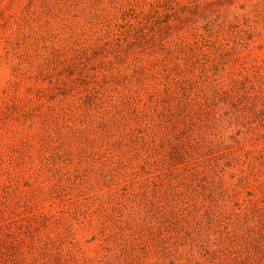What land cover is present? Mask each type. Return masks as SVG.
Instances as JSON below:
<instances>
[{
	"label": "rangeland",
	"instance_id": "rangeland-1",
	"mask_svg": "<svg viewBox=\"0 0 264 264\" xmlns=\"http://www.w3.org/2000/svg\"><path fill=\"white\" fill-rule=\"evenodd\" d=\"M96 8L116 14L119 23L143 17L144 24L117 46L123 28L100 30ZM160 38L184 77L207 70L204 79L215 78L222 89L248 92L252 109L240 115L242 128L219 127L234 117L229 104L208 128L204 117L190 123L189 116L180 128L157 125L154 89L164 85L149 76L138 101L131 64L142 68V83L146 67L157 71L153 62L164 53L151 51ZM211 90L204 84L191 91L190 114L213 103L205 100L216 99ZM219 132L224 145L238 140L243 152L260 150L257 168L264 169V0H0V264H264V174L237 201L224 200L212 220L198 208L177 223L166 222L172 212H185L175 210L172 185L150 183L144 193L141 183L116 175H145V155L146 174L157 172L178 143L182 167L204 155ZM142 141L146 152L137 155ZM232 169L224 176L229 194ZM226 206L236 211L228 219ZM257 235L260 248L245 252Z\"/></svg>",
	"mask_w": 264,
	"mask_h": 264
},
{
	"label": "trees",
	"instance_id": "trees-1",
	"mask_svg": "<svg viewBox=\"0 0 264 264\" xmlns=\"http://www.w3.org/2000/svg\"><path fill=\"white\" fill-rule=\"evenodd\" d=\"M131 11L133 12L129 13L128 16H130L131 18L135 17L133 15L134 10L132 9ZM155 12L156 10L154 8L153 14H155ZM111 14V12H107L105 14L103 13V9L96 8L94 11L93 20L97 26H100V30L105 29L106 32L110 31L114 27H119L121 29L123 28L117 35V37H115L117 46H121V41H123L124 38L129 37V35L135 33L138 34L144 24L143 21L145 20L142 17L141 20L138 21V23H133L130 21L119 23L116 14L113 16ZM122 15L123 17H125V15H127V11H123ZM146 15L152 16L151 12H148ZM100 17L105 18L104 22L99 19ZM103 23H105V25ZM103 36L106 35L102 34V37ZM113 36L114 33H112L111 37ZM102 37H99V39H101ZM131 42L135 41L132 40ZM159 42L160 43L157 47L152 48L151 53H164V55H162L161 57H157V61L153 62V65L158 68L157 71H153L150 74L149 69L146 67L148 73H145L143 77V83L139 81L140 78L138 76L139 71H141L142 68L137 64L136 60L131 64L134 74L137 75L135 76V80L139 83L136 95L138 101L141 100L138 91L139 89H142V85H145V80L149 82V76H151L153 80L164 85V87L162 88L157 87L154 89V91H157V93H154L156 96V101H154L155 106L152 108V110H154L157 113V116H159V122L157 123V125H159L160 123L162 124L163 122H169L172 124V127L180 128V124L185 122V117L189 116L188 122L190 123H193L195 117L199 120L204 117L205 119L202 120H205V122L201 121L204 122L203 129L208 128L209 121H211L213 124L216 123V121L214 120V115L217 113V110H223V106L229 104L235 111L234 117H229L230 119L227 122L228 125H220L219 127L222 129V131L227 130L229 126L236 127V130L242 128L245 123L242 122V119H240V115L242 117L244 116V108L248 107L249 109H252V105L249 104L250 101H247V99H249V94H247L248 92L246 91L245 93L238 94L236 90L235 92L230 93L229 91L222 89V87H219V84L217 83V80L215 78H213L211 82L206 80L208 78V74L206 72L207 70H205V74L200 73L198 75L197 73L191 77H184L182 74L183 69L180 67V65L175 60H173L174 63L168 61V59H170L173 54V50L170 49L165 42H163V38H160ZM92 44H96V50H99V48L101 47L100 44H97V40L93 41ZM103 47H108L106 45V41L104 42ZM175 47L176 50L183 48L180 46ZM128 52L129 51H127V53ZM117 55L120 59L124 58L123 55ZM202 74L206 76V79H204V76ZM126 75L128 74H125L123 77H125ZM204 84H206L209 88H213V90L211 91L215 92L216 99L212 97V95H205V100L213 103L195 108L192 114H190V110L195 106V103L193 102L195 101V99L191 96V91L194 88H200ZM154 94L150 95V92H147L146 95L153 98ZM213 99H215V101ZM136 107L137 108H135L134 112L137 111V114L140 112L142 113V109L138 106ZM223 113L226 114V111H224ZM206 120L208 122H206ZM141 132L143 131H140V133ZM219 133L220 134L217 135L216 140H211V143L209 140V143L206 147L207 150L205 151L204 155L199 156V158H190L187 163H181L182 167L179 166V156H181V153L177 151L180 146L178 143L172 150L169 151L168 157L165 156L167 166L160 168L157 172L153 173L152 171H149V173L146 174V171H148L151 166V161L150 157L148 155H145L141 164V168L145 172V175L139 177H127L128 175H132L133 173L123 174L120 170L116 173V175H118L117 177L121 176L120 179L123 183H141V192L144 193L146 192L150 183H168V185H172L174 189L173 195L176 196L175 199L170 197V193H167V190L165 188L161 193L165 197H170L172 203H174V207L176 208H174L175 210H182L185 212H172V216L167 217V223H177L178 219L183 220L185 216L195 217L196 214L193 213H197L196 211L198 210V208L201 210H198V214L201 213V215L205 216L207 219L212 220V215L213 212L216 211V208L219 206H222V208H224V200L237 201L236 197L240 194V192H242L243 190L247 191V189L250 187V183L264 174V169L257 168V161L261 156L260 150L250 151L247 149L243 152V149L238 144V140H236V144L234 145H224L223 133ZM138 139L141 141L140 135H138ZM166 140L167 139L165 138H161L160 144H164ZM145 143V141L140 142L139 145L141 149H139L138 151L136 149L137 155H139L143 150L142 148L144 147ZM192 149L193 147L189 146V152L193 151ZM239 151H242L244 153L243 156ZM143 152H146V150L144 149ZM225 158H227L226 161H223L225 160ZM119 165H121V163H119ZM226 168H233L235 170L230 172V174L228 175L232 178L229 182L231 183L229 189L232 190L230 194L227 192V188L224 187V183H226L224 177ZM160 175L165 176L164 180L159 181L156 179ZM154 189L155 188L153 187V190ZM138 192L141 193L139 190ZM198 196L202 197V200H200L199 203ZM141 203L144 204L145 202L141 201L140 204ZM138 204L139 202L137 203V205ZM153 207L154 203L150 202L147 211L149 214L150 212H154L151 209ZM256 208L258 207L255 200L252 205L249 206V209H252V211L254 212ZM225 209L228 210L226 211V214H224L227 219L230 218L231 215H235L236 211H234L233 208H228L226 206ZM132 211L135 210L132 209ZM179 214H181V217H179ZM247 216L248 215H245V218ZM157 218L159 217L157 216ZM260 236L261 235H257L254 238L255 241H253V239L251 238L250 241L246 243L247 248L245 252L249 251L250 249L255 250L260 248V242L258 240V237ZM233 238H230V241L233 240ZM235 251L237 250H231V253L235 254ZM216 254L217 253L210 252L211 257H215ZM244 260L246 259H243V264H247ZM257 260L259 261L260 259Z\"/></svg>",
	"mask_w": 264,
	"mask_h": 264
}]
</instances>
